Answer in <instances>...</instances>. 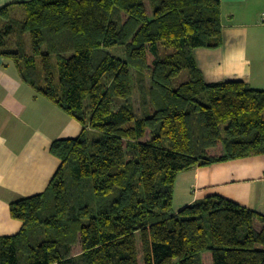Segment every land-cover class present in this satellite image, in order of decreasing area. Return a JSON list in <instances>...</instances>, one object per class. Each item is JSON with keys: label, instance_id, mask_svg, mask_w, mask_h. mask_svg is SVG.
<instances>
[{"label": "trees", "instance_id": "1", "mask_svg": "<svg viewBox=\"0 0 264 264\" xmlns=\"http://www.w3.org/2000/svg\"><path fill=\"white\" fill-rule=\"evenodd\" d=\"M221 45L219 0L1 8L0 56L82 131L50 146L45 191L10 204L0 264H264V216L219 196L172 209L181 172L264 155V91L196 66Z\"/></svg>", "mask_w": 264, "mask_h": 264}, {"label": "crops", "instance_id": "2", "mask_svg": "<svg viewBox=\"0 0 264 264\" xmlns=\"http://www.w3.org/2000/svg\"><path fill=\"white\" fill-rule=\"evenodd\" d=\"M31 0H0V9ZM222 45L195 49L206 84L240 82L264 91V0H219ZM149 11V8H148ZM81 125L23 83L0 56V238L16 235L22 223L9 206L39 195L60 162L49 153L55 140L77 138ZM219 196L264 216V155L181 172L174 183V212Z\"/></svg>", "mask_w": 264, "mask_h": 264}, {"label": "rangeland", "instance_id": "3", "mask_svg": "<svg viewBox=\"0 0 264 264\" xmlns=\"http://www.w3.org/2000/svg\"><path fill=\"white\" fill-rule=\"evenodd\" d=\"M112 53H115L116 55H118L120 57H122V55H123V51L122 50H116V51H113ZM186 75H187V73L186 72H183L182 75H181V77H180V80H183L184 78H186ZM133 103H134V108H135L136 113H139V102H138V96H137L136 90H134ZM114 105H115L114 106L115 108L118 107V103H115ZM150 138L151 137L149 136V134H147V136L144 139H141V141L144 142V141L149 140ZM176 206H177V202L175 201V202H173L172 207L173 208H176ZM138 241H139V239L137 238V242ZM139 247H140V245H138V249H140ZM77 251H79L78 248L75 249V252H77ZM139 263L142 264V258H140Z\"/></svg>", "mask_w": 264, "mask_h": 264}]
</instances>
